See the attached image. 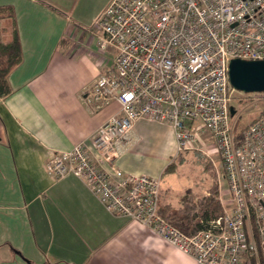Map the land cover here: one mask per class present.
Instances as JSON below:
<instances>
[{
	"label": "built area",
	"instance_id": "built-area-1",
	"mask_svg": "<svg viewBox=\"0 0 264 264\" xmlns=\"http://www.w3.org/2000/svg\"><path fill=\"white\" fill-rule=\"evenodd\" d=\"M94 23L99 47L114 57L84 100L93 110L116 101L119 110L90 141L54 151L46 172L82 179L108 211L148 225L195 264H241L258 242L264 254V112L237 137L230 115L237 90L228 80L231 58L264 59V0H109ZM138 119L170 125L178 153L207 147L205 132L212 138L208 150L220 157L228 197H219L222 211L205 228L183 232L159 211V178L114 165Z\"/></svg>",
	"mask_w": 264,
	"mask_h": 264
},
{
	"label": "crops",
	"instance_id": "crops-1",
	"mask_svg": "<svg viewBox=\"0 0 264 264\" xmlns=\"http://www.w3.org/2000/svg\"><path fill=\"white\" fill-rule=\"evenodd\" d=\"M68 2L0 0L13 8L22 54L8 76L10 92L0 97V264H195L148 225L108 211L82 179L45 170L54 151L90 141L119 110L116 101L98 110L85 103L114 50L98 47L100 57L87 50ZM176 143L170 125L138 119L114 165L160 178L182 157ZM172 191L160 188V206L179 207L183 193Z\"/></svg>",
	"mask_w": 264,
	"mask_h": 264
},
{
	"label": "rangeland",
	"instance_id": "rangeland-1",
	"mask_svg": "<svg viewBox=\"0 0 264 264\" xmlns=\"http://www.w3.org/2000/svg\"><path fill=\"white\" fill-rule=\"evenodd\" d=\"M108 1L109 0H69V8L65 10L71 24L76 26L77 31H84V33L87 34L82 41L83 43L88 42V44H90L87 50L92 51L95 55L97 54L98 57L101 55L98 50L99 41L97 42L96 35H94L92 31H100L94 23L95 18L106 6ZM107 48L110 47L106 46L100 49L105 51ZM230 104L235 109L231 122L233 132L237 134L256 116L264 112V94L253 97L252 95L243 94L242 91L237 90L232 93ZM202 138L211 140L209 134L206 132L203 133ZM206 144L207 147L203 150L193 148L183 151L182 157L179 158L181 161L177 163L176 170L171 173L165 172L160 176V188L162 189L165 184H168L171 189H173V197L181 193H183V195L191 194L197 197L195 198L196 200L208 195L209 192L212 191L210 190L211 184L215 182L217 185L218 200L221 202L219 199L221 196L224 202L227 198L228 191L226 189V179L223 177L222 162L217 153L208 150L210 148H208V146H211L212 143L206 141ZM173 159L176 161L179 160L178 158ZM247 226L249 234L258 241L259 236L255 230L252 219H249ZM260 258H264V254L262 253L260 242H258V252L243 256L241 264H260Z\"/></svg>",
	"mask_w": 264,
	"mask_h": 264
},
{
	"label": "trees",
	"instance_id": "trees-1",
	"mask_svg": "<svg viewBox=\"0 0 264 264\" xmlns=\"http://www.w3.org/2000/svg\"><path fill=\"white\" fill-rule=\"evenodd\" d=\"M21 59V47L13 8L10 5H2L0 6V97L10 92L8 76L21 62ZM242 131L237 133L236 136L238 137ZM179 158L181 157L179 156ZM179 161L181 160L172 159L166 166L165 172L175 171ZM210 190L212 191L208 195L196 199L197 201L195 200L197 197L191 194L183 195L180 197L179 207L176 208L167 204L159 206V211L183 232L187 234L196 233L205 228L208 225V221L218 216L222 211L215 182L211 184ZM259 262L264 264V258H260Z\"/></svg>",
	"mask_w": 264,
	"mask_h": 264
},
{
	"label": "water",
	"instance_id": "water-1",
	"mask_svg": "<svg viewBox=\"0 0 264 264\" xmlns=\"http://www.w3.org/2000/svg\"><path fill=\"white\" fill-rule=\"evenodd\" d=\"M230 85L244 93L264 92V59L231 58L228 63ZM235 109L230 106V115Z\"/></svg>",
	"mask_w": 264,
	"mask_h": 264
}]
</instances>
